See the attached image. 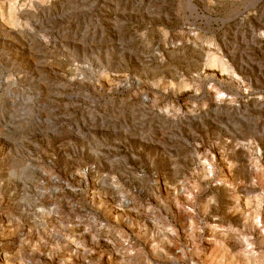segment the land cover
I'll use <instances>...</instances> for the list:
<instances>
[{
    "label": "rangeland",
    "instance_id": "obj_1",
    "mask_svg": "<svg viewBox=\"0 0 264 264\" xmlns=\"http://www.w3.org/2000/svg\"><path fill=\"white\" fill-rule=\"evenodd\" d=\"M0 264H264V0H0Z\"/></svg>",
    "mask_w": 264,
    "mask_h": 264
}]
</instances>
